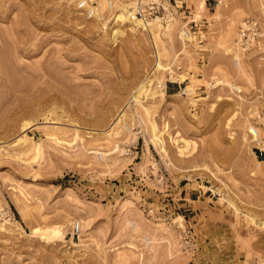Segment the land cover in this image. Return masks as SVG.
I'll return each mask as SVG.
<instances>
[{
	"label": "rangeland",
	"instance_id": "374dc122",
	"mask_svg": "<svg viewBox=\"0 0 264 264\" xmlns=\"http://www.w3.org/2000/svg\"><path fill=\"white\" fill-rule=\"evenodd\" d=\"M77 2L0 0V264H264V0Z\"/></svg>",
	"mask_w": 264,
	"mask_h": 264
},
{
	"label": "built area",
	"instance_id": "2783aa9c",
	"mask_svg": "<svg viewBox=\"0 0 264 264\" xmlns=\"http://www.w3.org/2000/svg\"><path fill=\"white\" fill-rule=\"evenodd\" d=\"M126 13L128 17L127 23H135L139 22L141 26L145 24H149L151 21L159 20L162 24L166 25L167 20L170 17L175 20L177 14H179L180 6L177 4V0H124ZM120 3V4H122ZM98 2L96 0H78L77 9L87 15L88 18H96L100 19V21H105L106 19H110L111 21H118L116 14L119 12L117 5L113 0H109L105 12H101L100 9H97ZM184 13V19L189 16L186 13V10L181 12ZM248 21V20H247ZM254 20H249L248 24H252ZM195 22L194 18L187 19L184 22L183 31L181 32L186 39H191L194 36L193 26H197V23L193 25ZM243 36L241 38V46L247 48L251 46L256 39L258 34V26L257 23L255 25L252 24L251 27H245L243 30ZM168 81H166L167 85ZM237 90V89H236ZM251 134L255 136L257 134V129L254 128L251 131ZM130 150V149H129ZM127 152V150H126ZM98 158V157H97ZM98 160H102V156L99 155ZM3 224V219L0 217V227ZM131 226L134 228L136 226V221L131 220ZM82 223L78 220L73 223L72 230L74 236H79L82 232ZM144 242H148L149 238L146 237Z\"/></svg>",
	"mask_w": 264,
	"mask_h": 264
},
{
	"label": "bare ground",
	"instance_id": "6f19581e",
	"mask_svg": "<svg viewBox=\"0 0 264 264\" xmlns=\"http://www.w3.org/2000/svg\"><path fill=\"white\" fill-rule=\"evenodd\" d=\"M109 2V1H108ZM121 7H123L122 9L123 10H120L121 12H120V14H118L117 16V18L119 19V17L121 18V19H128V17H127V13H126V7L124 8V6H121ZM97 9L99 10V7L97 6ZM87 16V15H86ZM92 19H94V18H92ZM169 20V19H168ZM167 20V21H168ZM152 22V21H151ZM153 22H161V21H159V20H154ZM136 26H141L140 25V23L139 22H135L134 23ZM141 27H146L147 29H149V30H151L152 31V27H150V25L149 24H145V25H143V26H141ZM183 31V30H182ZM244 32V31H243ZM243 32H242V36H243ZM119 34V32L118 31H116V34H115V36H117ZM183 35V34H182ZM194 37V36H193ZM116 38V37H115ZM154 38H155V40L157 41V36H155L154 35ZM185 38V37H184ZM186 39V38H185ZM186 40H190V39H186ZM192 40V39H191ZM163 68V65L161 64V62H160V60H159V58H158V61H157V64H156V70H159V69H162ZM161 71V70H160ZM149 81H151V79H150V76H148L147 78H146V80H144L142 83H141V85L139 86V88H138V90L136 91V93L134 94V98H136L137 100L139 99V97H140V95H141V93H147V91H150V90H152V84L150 83H148ZM160 82V81H159ZM149 86L148 88H146V86ZM236 89H238V87L237 86H235V85H233ZM125 114H126V112H125V110L123 109L121 112H120V114L119 115H117V117H116V119H115V121H114V123H113V125L115 126V125H117V124H119V123H121V121L123 120V118L125 117ZM30 123H25V126H28ZM254 128H256L257 129V134L255 135V136H253L252 134H251V136L252 137H254L255 139L257 138V137H259V130H258V128L257 127H253L251 130H250V133H251V131H253L254 130ZM256 142H258V144L261 146V147H264V145H262L260 142H261V139L260 138H257L256 139ZM40 144V143H39ZM39 147V146H38ZM39 149V148H38ZM99 155H101L102 156V159H104V156H103V152H99V153H97V157L99 158ZM179 217H181V216H179ZM3 224H4V222H3ZM3 224H2V226L0 227V229L1 228H3ZM135 228H136V226H135ZM45 231V230H44ZM43 231V232H44ZM54 231V230H53ZM56 231V230H55ZM52 233V232H51ZM42 234H48L47 232H44V233H42ZM45 236V235H44ZM51 236V235H50ZM146 238V237H145Z\"/></svg>",
	"mask_w": 264,
	"mask_h": 264
}]
</instances>
